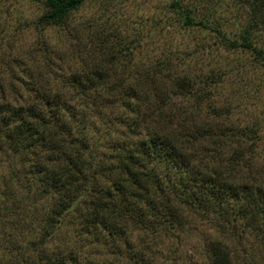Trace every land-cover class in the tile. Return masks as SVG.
I'll list each match as a JSON object with an SVG mask.
<instances>
[{"label": "trees", "instance_id": "16d2710c", "mask_svg": "<svg viewBox=\"0 0 264 264\" xmlns=\"http://www.w3.org/2000/svg\"><path fill=\"white\" fill-rule=\"evenodd\" d=\"M86 1L45 0L38 24L64 25ZM253 7L263 17L250 22L240 42L222 36L231 49L253 56L247 70L264 66V48L250 31L264 24V0ZM185 14L191 23L190 11ZM97 47L68 63L52 61L57 58L46 44L12 64L0 56V264H94L96 256L102 264L110 257L123 264H179L164 256L157 236L180 226L188 210L234 233L236 242L247 230L254 236L241 259L225 242L212 241L210 264H255L253 246L264 240V163L251 161L261 139L258 125L197 126V109L205 100L213 104L221 74L197 81L146 69L131 82L107 66L115 53ZM173 74L179 96L189 102L176 125V114L166 110L172 92L157 80ZM263 83L264 73L257 85ZM83 121L88 125L80 128ZM117 122L125 129L113 138ZM65 226H74L71 235L61 236ZM129 228L140 235L134 239ZM57 241H75L77 250L66 253Z\"/></svg>", "mask_w": 264, "mask_h": 264}, {"label": "rangeland", "instance_id": "374dc122", "mask_svg": "<svg viewBox=\"0 0 264 264\" xmlns=\"http://www.w3.org/2000/svg\"><path fill=\"white\" fill-rule=\"evenodd\" d=\"M44 1L0 0V56L6 57L8 64L14 63V57L25 58L27 53L36 49L46 50L45 44L57 58L52 56V61L64 59L67 63L79 54L86 58L92 48H98L99 52L97 45H100L104 53H115V56H110L111 62H107V66L115 69L117 75H125L127 79L131 77V82L134 76L146 69L154 73L164 68L167 75L174 71L181 76H193L197 81L202 75L220 73L219 85L213 87L215 92L211 91L212 95L216 94L213 104L209 105L205 100L197 109V126L204 123L218 126L224 121V124L241 121L245 125H258L260 144L254 151V158L251 160L248 156V160L264 163V83L257 85L264 66L253 65L255 68L251 70L243 68L253 56L243 48L231 49L222 41V36H225L227 41L240 42L250 22L262 19L260 11L255 14V0H87L64 25L41 27L38 20L45 9ZM187 11H190L191 23L186 19ZM250 31L255 44L264 48V24H253ZM9 43L11 45L8 46ZM8 47L12 49L5 50ZM168 60L171 62L161 64ZM14 70L18 72L21 68L14 67ZM165 74L159 75L167 76ZM174 77L173 74L172 79L157 80L164 82L172 92V107L166 110L176 114V125L184 120L181 108L188 107L189 102L185 95L179 96ZM72 117L68 116V122L73 120ZM87 125L83 121L79 127ZM115 127L118 133L113 138L124 133L125 129L121 122H117ZM206 149L208 153L210 150ZM185 214L180 226H168L169 230L163 228L157 236L164 256L179 264H210L209 245L215 240L225 242L239 258L245 256L244 246L254 243V236L249 230L241 235L242 241L236 242L234 233L228 234L216 223L200 218L201 213L188 210ZM73 231L74 226H65L60 234L71 235ZM131 232L134 239L140 235L134 228L128 229V234ZM56 245H61L66 253L77 250L75 241L71 246L60 241ZM172 250L178 252L173 254ZM253 250L256 253L255 264H264V240L256 241ZM91 251L86 248L82 255L88 256ZM92 259L94 264L103 262L99 256ZM107 260L104 264H123L120 257L116 261L113 257Z\"/></svg>", "mask_w": 264, "mask_h": 264}]
</instances>
